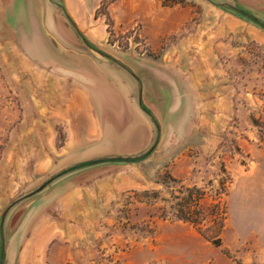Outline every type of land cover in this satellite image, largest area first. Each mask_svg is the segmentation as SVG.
<instances>
[{
	"label": "rangeland",
	"instance_id": "rangeland-1",
	"mask_svg": "<svg viewBox=\"0 0 264 264\" xmlns=\"http://www.w3.org/2000/svg\"><path fill=\"white\" fill-rule=\"evenodd\" d=\"M11 1L0 0V213L11 264H264V30L228 10L264 24V0H156L159 22L142 32L115 30L113 0L101 4L109 39L91 47L141 77L153 149L137 163L84 168L94 143L68 137L64 112L35 105L48 74L13 48ZM27 1L9 15L20 37V27L35 30ZM150 76L163 78L161 97L175 107L144 90ZM187 189L203 195L190 202Z\"/></svg>",
	"mask_w": 264,
	"mask_h": 264
},
{
	"label": "crops",
	"instance_id": "crops-1",
	"mask_svg": "<svg viewBox=\"0 0 264 264\" xmlns=\"http://www.w3.org/2000/svg\"><path fill=\"white\" fill-rule=\"evenodd\" d=\"M105 1L28 0L26 6L20 8L29 9L35 30L28 34L20 27L22 37L9 22V15L18 9L15 0L4 8V22L12 35L15 51L27 64L48 74L38 92L37 109L64 112L61 119L68 137L73 141L89 140L95 145L89 160L78 164L79 168L128 163L116 161L118 159L140 162L153 149L151 123L143 112L145 98L139 90L141 77L133 70L131 74L123 61L119 62L123 66H115L110 62L113 59L98 55L91 47L103 45L109 39L106 19L97 17V10ZM157 3L156 0H113L107 11L115 30L137 27L142 32L159 22L162 9ZM36 19H39L38 26ZM150 77L152 81L143 77L144 90L152 92L157 104L170 101L169 109L175 107L174 97H161L158 85L163 78L158 76V83ZM124 120L127 127L121 130L120 123ZM76 122L87 128L83 136L77 137L73 131ZM135 133H140L139 144L135 142ZM98 159L105 160L95 163ZM2 233L0 213V264L2 254L4 264H11L14 241ZM5 238H9L6 244L2 243Z\"/></svg>",
	"mask_w": 264,
	"mask_h": 264
},
{
	"label": "trees",
	"instance_id": "trees-1",
	"mask_svg": "<svg viewBox=\"0 0 264 264\" xmlns=\"http://www.w3.org/2000/svg\"><path fill=\"white\" fill-rule=\"evenodd\" d=\"M214 3V2H212ZM230 11H232L234 14H236L237 16L239 17H242V18H245V19H249L251 22H253L254 24H256L257 26H259L260 28H262L264 30V24H262L261 22H259L257 19L253 18L252 16H250L249 14L245 13V12H242V11H237V10H234V9H228ZM118 162H135L137 161V159L133 160V159H118L116 160ZM187 192H188V200L190 202H197V198L198 200L200 199V196L203 195L201 191H199L198 189H187ZM194 192H198V195H194ZM194 212H190V210H187V211H184V210H181L180 211V218L182 220H185L193 225H199V219L196 217V218H193L192 217V214ZM213 217H215V220L216 219H221L222 221L224 220V215L225 213L222 212V216H216L215 212L212 211V214H211ZM218 215V214H217ZM224 225H223V222L220 223V229H223ZM214 241V244L218 245V246H221V239H220V236L217 235L215 237V239L213 240ZM1 264H4V254L1 255Z\"/></svg>",
	"mask_w": 264,
	"mask_h": 264
}]
</instances>
